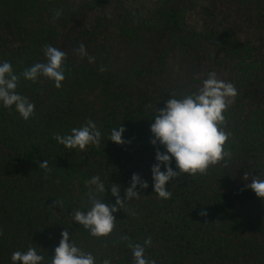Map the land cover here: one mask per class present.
<instances>
[{
    "label": "trees",
    "instance_id": "16d2710c",
    "mask_svg": "<svg viewBox=\"0 0 264 264\" xmlns=\"http://www.w3.org/2000/svg\"><path fill=\"white\" fill-rule=\"evenodd\" d=\"M149 43L154 66L144 62ZM46 45L66 53L62 87L21 76L17 91L35 104L33 116L0 107V264L28 247L50 264L64 230L97 264H134L128 245L146 237L145 256L156 264H264V199L247 187L251 176L264 178V0H0V61L19 75L46 61ZM176 51L200 63L202 75L175 78ZM127 56L137 58L134 84L117 68ZM210 71L237 90L224 113L231 154L203 174L174 178L171 198L161 199L150 172L156 148L163 151L150 143L153 114ZM88 120L102 133L98 146L67 149L54 139ZM119 124L122 144L107 140ZM133 173L149 186H137L140 196L114 213L109 235L92 237L72 221V211L90 203L92 176L114 204L111 184L123 199Z\"/></svg>",
    "mask_w": 264,
    "mask_h": 264
},
{
    "label": "clouds",
    "instance_id": "9594fccd",
    "mask_svg": "<svg viewBox=\"0 0 264 264\" xmlns=\"http://www.w3.org/2000/svg\"><path fill=\"white\" fill-rule=\"evenodd\" d=\"M59 15V12L56 13ZM46 58L45 62H38L26 68L21 74H16L11 62L0 61V107L14 108L20 117L28 121L35 112V104L27 96L17 91L21 76L35 83L40 77H45L59 89L65 79L64 63L66 53L62 50L46 45L42 49ZM81 56L86 55L83 44L79 46ZM237 96V90L231 82L217 78L214 71L207 73L200 86L193 92L179 98L170 94L164 106L157 108L153 114L154 120L149 125L151 133L150 143L153 146H163V151L156 148L155 163L151 165V179L153 192L161 199H170L172 193L168 186L170 181L187 175L205 173L210 166H214L230 152L225 145L230 133L225 131L223 125L229 104ZM125 128L120 124L110 131L109 138L117 144L125 141L122 134ZM102 133L96 123L88 120L80 127H73L67 134H55L54 139L67 149L83 151L89 145L98 146ZM175 162L173 168L172 162ZM40 168L47 169L48 162L44 160ZM163 168V170H161ZM250 173H245L244 178L249 179ZM176 178V179H174ZM173 183V182H172ZM90 203L82 209L72 211V221L86 229L92 237L109 235L117 220L114 213L123 209L125 202L138 198L140 193L136 190L147 188L148 182L133 173L130 186L125 189L123 199L120 196V185L113 183L110 194L115 197V203L105 202V183L99 176H92L85 182ZM257 197L264 199V178L257 175L250 177L247 185ZM202 215L206 213H201ZM58 246L50 256V264H97L92 252L85 251L71 240L69 230L60 234ZM127 239V237H122ZM152 244L151 237H146L143 243H129L134 257V264H156L154 259L145 256L146 247ZM45 264V256L38 253L34 247L26 251H14L11 255V264ZM102 264H111L105 258Z\"/></svg>",
    "mask_w": 264,
    "mask_h": 264
},
{
    "label": "rangeland",
    "instance_id": "374dc122",
    "mask_svg": "<svg viewBox=\"0 0 264 264\" xmlns=\"http://www.w3.org/2000/svg\"><path fill=\"white\" fill-rule=\"evenodd\" d=\"M147 46L149 49L146 50V54L144 55L146 56L144 62L147 59L148 64H152L154 66L156 48L153 47L152 49V45L150 43ZM173 57L174 58H172L169 62V68L173 72L174 77L180 79V82H182L184 79L190 81L191 78L202 75L203 70L201 64L195 61L188 52L176 51ZM130 59L131 57L127 56L126 60L119 64L117 68L122 71V75L127 78V81L130 84H134L139 81L138 77H136L135 73L132 71L133 59L137 58L133 56L132 61H130Z\"/></svg>",
    "mask_w": 264,
    "mask_h": 264
}]
</instances>
